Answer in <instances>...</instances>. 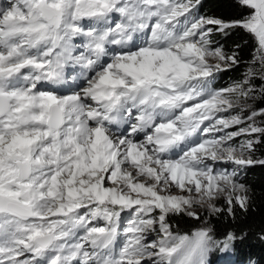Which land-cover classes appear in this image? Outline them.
Returning <instances> with one entry per match:
<instances>
[{
    "label": "rangeland",
    "instance_id": "1",
    "mask_svg": "<svg viewBox=\"0 0 264 264\" xmlns=\"http://www.w3.org/2000/svg\"><path fill=\"white\" fill-rule=\"evenodd\" d=\"M244 3L254 9L253 17L243 26L257 42L255 61L242 82L223 90L209 91L207 100L202 95L206 87L217 81L221 72L230 68V65L225 64L222 53L209 47V36L219 23L199 16L191 36L177 38L172 41L175 43L173 46L166 43L171 41L169 39L174 32V28L168 25L172 20L175 23L181 15L196 13L199 6L197 2L31 0V5L25 12H18L16 20L24 23L23 27H18L23 29L21 35L25 34L22 41L29 38L34 41V36L41 35L44 38L50 35L58 44H66V37L76 29L80 30L79 37H69L67 44L72 53L79 51L77 68L84 74V78L78 83V97L84 96V103L83 108L77 112L85 116H67V108L42 98V94L39 95L40 99L37 97L32 101L26 100L22 111H16L21 119L28 117V121L22 122L23 125L31 127V122L36 119L49 125L50 109L57 108L67 118L65 123L64 117L65 126L59 131L49 126L52 133L51 144L48 143L50 147L46 144V134H32L33 141H42L31 156L33 160L23 159L24 155L20 151L25 147H15V153L11 155L15 158L10 155L0 156V161L4 162L2 167L0 165L1 173L9 174L0 186V201L19 204L39 217L30 223L8 215L10 221L20 223L19 229L23 231L20 237H15V241L27 245V256L23 258L25 264H212L205 262L206 246L209 245L205 225L189 239L171 235L165 220L172 212L182 211L196 215L245 201L246 193L241 180L245 168L253 163L248 153L260 134L264 133V110L256 108L252 85V81L257 80L264 87V0H244ZM42 5L52 8L57 16L53 20H45L41 13ZM15 6L13 9L17 7ZM173 6H178L179 9ZM161 9H165L168 15L160 12ZM12 13L0 17V43L11 38V29L9 35L5 36L3 33L7 31L5 23H10L8 19ZM127 27L142 28V35L134 39L133 47H129L131 40L122 46V42L115 43V39L106 37L111 30L122 31ZM143 44L145 45L142 46ZM13 47L16 54L20 53L19 46L16 47L14 42ZM55 48L58 50L59 47L56 45ZM125 48L129 50L123 52ZM2 51L3 55L6 54L5 58L8 57L9 51ZM2 51L0 57L3 56ZM7 63L9 62H4V65L12 67L10 72L17 70V66H8ZM35 64L38 69L43 68L41 61H36ZM78 69L71 68L65 73L72 78ZM25 71L28 74H21V77L27 79L28 84H37V87L27 85V88L40 89L43 85H48L46 81L35 80L29 70ZM109 71L117 82L107 77L111 87L103 88L105 95L101 99L94 98L95 94L91 93L102 89L100 83L104 76H109ZM59 78L50 82L53 87H56ZM18 85L19 81L15 86L9 87V92ZM137 90H142L143 93L140 100L138 96L141 93ZM45 92L47 93L43 94L60 99L69 97L66 91L63 94H57L55 90ZM114 95L116 100L112 99ZM148 97L155 102L150 103ZM88 98L93 99L94 104ZM110 101L114 105L137 108L135 114L140 123L148 119V114L158 105H162L161 114L171 109V114L177 115L161 117L155 110V118L166 120L163 121L164 125L156 128L154 136L148 132H134V136L141 139L137 143L148 142L146 151L151 155V162L145 167L140 168L132 158L126 164L127 170L120 173L112 162L117 159L116 150L108 158L99 159L92 155L95 138L91 131L99 127L105 130L107 127L89 122L97 116L105 115L108 110L114 112L116 109ZM145 101L149 102V109L144 107ZM93 107H98L99 110L89 115V109ZM42 108L44 113H40ZM139 118L142 119L139 121ZM68 122L71 123L70 128L76 130L70 140L66 139ZM84 126L90 129V133L85 131L87 139L81 132ZM134 126V123H130L122 130L116 139L118 144L129 140L128 135L134 130ZM155 135L159 136L155 139ZM21 141L27 142L30 139H8L0 143V148L2 149V145L11 146ZM64 142H69L68 149H65ZM163 143L164 146H169L160 147ZM77 146L83 151L78 155L79 160L74 162L67 158L62 161V157H66ZM47 148L52 152L48 154ZM101 149L103 150L98 147L97 151L102 153ZM84 155L91 162L83 158ZM19 162L32 167V176L26 182H20ZM49 163L50 172L52 175H59L60 181L57 185L49 181L48 187L44 186L45 179L42 178L47 171L41 175L39 170L45 169L43 166ZM13 165L14 172L11 170ZM70 165L73 167L68 169ZM99 167L104 168V172L94 170ZM120 176L123 177L122 182L118 180ZM32 182L36 184L34 191L29 188ZM54 186L55 192L52 190ZM58 192L63 194L60 196L62 200L58 198L56 208L53 211L42 209L45 204L53 203L46 196L53 193L58 195ZM27 193L31 194L32 202L24 198ZM40 194L44 197H40ZM4 209L9 212L7 208ZM93 210H98L105 223L101 224L100 220H96V226L107 227L106 231L110 233L102 241L103 244L111 242L106 251V248L98 246L100 239L94 237H100L96 232L97 227H89L87 224L95 219L89 216ZM51 214L57 216L44 219ZM124 221L128 223L126 232L129 237L120 242L119 234ZM25 224L28 226L27 230ZM46 235H52L53 242L48 248H43L36 243V238ZM64 238L69 240L64 241Z\"/></svg>",
    "mask_w": 264,
    "mask_h": 264
},
{
    "label": "bare ground",
    "instance_id": "2",
    "mask_svg": "<svg viewBox=\"0 0 264 264\" xmlns=\"http://www.w3.org/2000/svg\"><path fill=\"white\" fill-rule=\"evenodd\" d=\"M29 5H31V0H0V17L1 16L4 17L8 15L9 12H13L8 19V22L10 23H5V25L7 24L6 25L7 31L4 32L3 35L5 36L9 35L11 28H18L24 26L23 22H19L16 19L19 16L18 12H25ZM13 6H15L16 8L13 9ZM80 34L81 31L76 29L72 35L66 37V44H58L57 42H55L56 40L54 39V37L50 35H46V37H44L47 38L48 40L44 39L41 35H38V36H34L35 38L34 41L31 40L30 38L22 41L21 38L24 37L25 34L21 35V33H12L11 38H7L6 42L0 43V49L9 51L8 57L5 58L6 54L0 57L1 58L0 59V89L6 87L7 82L11 83L10 85L11 87L13 86L12 84L14 83V81L17 82L19 81V85L16 88L11 89L10 91L11 96L14 99L15 105L17 106V110H15L13 113L11 112L8 115L10 117L7 118L6 120L0 121V143L2 144L6 142V140L8 139L12 140L14 138L22 139L23 137H27V139H30V141L27 142L21 141L18 144L11 146L2 145L1 146L2 149L0 148V156H8V155L11 156L12 153L13 154L15 153V147H20L21 149L25 147L26 149L20 151V154L24 155L23 159L33 160L31 156L34 154L33 153L34 151L36 152L37 148L39 147L42 141L40 139H36L33 141L32 136L34 135L37 136L40 133H41L40 135L46 134L45 136L47 138L46 144L50 147L48 143L51 144L52 133L47 123L36 119L35 121L31 122V127H27L23 125V123L21 122L22 119L16 115V111H18V109H21L22 111V109L25 107L26 100L32 101L37 97H38L37 99H40L39 95L42 94V98L44 97L50 102L60 103L65 108H67L66 109L67 116H72V117H74V115L77 117L85 116V114L77 112L78 109L83 108L82 104L84 103V100L82 99L84 96L78 97V94L80 92V90H78V83L82 81V79L84 78V74L82 71L78 70L72 77V81H69L65 73L68 69L71 68L78 69L77 54L79 53V51L72 53L71 47L67 44V41L69 40L68 39L69 37L78 38ZM140 35H142V28L127 27L125 28V30L122 31L111 30L107 33L106 37L108 39L109 38L115 39V43H118L120 41L123 43L122 46H125L128 42H130L129 40H131L132 42L137 36ZM13 42L16 44V47L19 46L18 51H20V53L18 54L15 53ZM56 45L59 47L58 50L55 48ZM144 45L145 44H143L142 46ZM72 47H75V45H72ZM35 61H41L43 64V68L38 69L35 66ZM4 62H9L7 63L8 66H17V70L10 72L12 70V67H6L4 65ZM25 70H29V72L31 73V75L34 77L35 80L46 81L48 85H43L40 89L27 88L28 80L21 77V74ZM7 72L8 73L10 72L9 75ZM109 72H110L109 76L108 75L104 76L105 74H103L104 78L100 83L101 84L100 89L101 88L102 89L97 92L91 93V94H95L94 98L101 99V96L105 95L103 88L106 86L111 87L110 81L108 80L107 77L112 79L113 82H117L115 81V78L111 76V71ZM57 78H59L60 81L57 82L56 87H53V85H51L50 82L54 81V79L57 81ZM39 90H41V93H38L40 92ZM46 90H55L57 91V94L60 93L63 94V92L66 91L67 92L66 95H69V97L60 99L50 94L48 95L43 94V93H47L45 92ZM148 100L150 103L155 102L151 100L149 97ZM88 101L91 104H94L93 99L91 100L88 98ZM149 102H146V105H148ZM161 107L162 106H158L157 110ZM98 110H99L98 107H93L89 109V115L98 112ZM40 113H44V108L41 109ZM135 113H137V108H132L130 105L129 106L123 105V106H118L114 112L108 110V112L105 115L97 116L96 118H93L92 121L90 120L89 122L91 124H98L107 127L105 130L99 127L97 129L94 128L93 131H91L93 132L91 134L92 135L94 134V138H95L94 147L93 149L91 148L92 155H94L99 159L108 158L116 150L117 159L115 160V162L114 161L112 162L114 166L118 167V171L120 173L122 170L124 171L127 170L126 164L132 158L134 163H137L141 166L140 168L145 167L146 164L151 162L150 161L151 155L146 151L148 142L142 141L140 143H137V141L141 139L134 136V132L136 131H140V133L148 132L154 136L155 131H157L156 128L161 125H164L163 121L166 120L165 118L162 119L155 118L154 117L155 110H153V112L148 114V120L144 121L143 123H140L137 122L138 117ZM68 121L73 123L71 120ZM69 122L67 123L68 128L66 130L67 140L72 139L76 131L73 130V128H70L71 123ZM107 122L110 123L107 125ZM130 123H134L135 126H134V130H132L130 135H128L129 140H126L118 144L116 140L117 136L121 134L122 130L127 126H129ZM171 123L172 122H170V124ZM83 128L84 129H82L81 132L84 133L87 139L88 138L87 132L90 133V129L86 128L85 126ZM76 136H78V134ZM157 136L159 135H155V139L157 138ZM86 139H85V145L87 143ZM67 143L69 142H64L63 144L65 146V149H68V147L70 146ZM164 144L165 143H163L162 146L160 147L166 148L169 146V145L164 146ZM98 147L103 148V150L101 149L103 151L102 153L101 152L99 153L97 151ZM17 151L19 150L17 149ZM75 151H77V153ZM46 152L49 154L50 152H52V150L47 148ZM82 152H83L82 148L80 146H77V148L74 151L71 150L66 157H62V161H64L63 159L70 158L71 161L74 160V162H76V160H79L78 155L80 156ZM84 156L85 157L83 156L82 157L90 161V159L87 158L86 155ZM11 157L15 158V156H11ZM1 162L2 161H0V163ZM3 164L4 162L0 164L1 167L3 166ZM50 164L51 163L44 165L43 167L45 169L39 170V173L41 175H43L47 171L46 176H42V178L45 179L44 186H48V187L50 186V184H48L49 181L54 182L55 185H57L58 181H60L59 175L57 174L52 175V173L50 172ZM72 167L73 165H70L68 169H71ZM66 169L67 168H65V170ZM94 170H96V172L98 173H101L104 170V168L99 167L98 169L95 168ZM8 177H9L8 173L2 175L0 168V186L3 185L2 183H4V181ZM122 178L123 177L121 176L119 177L118 179L119 182H122L121 181L123 180ZM48 187L46 189H48ZM29 188L34 191L36 189V184L32 182ZM52 190H54V192L56 191L55 186ZM61 194L63 193L61 192ZM61 194L58 192V195L53 193L51 196H46V199L51 200L53 203L45 204L42 207V209L53 211V209L56 208V203L58 198L62 196ZM39 196L44 197V195L41 194ZM24 198L27 199L29 202H32V197L30 193H27ZM7 204H11L15 207H22L21 205L13 202L6 203L0 201V211L7 212L6 209H4V208H7V210L9 209ZM8 211L11 212L10 210ZM56 216L57 214H51L50 216H47L44 219L45 220H47L48 218L52 219L55 218ZM19 226L20 223H15L13 221H10L7 216L0 215V233H1L0 248L2 247L0 249V259H3L2 263L0 264H23L25 262L23 258L27 256L26 253L27 245H25L23 242L17 243L14 241L15 237L17 236L20 237L21 232H23L21 231V229H19ZM27 228L28 226L26 225L25 229L27 230ZM3 240H6L8 242H3ZM68 240L69 239L64 238V241H68ZM43 243L45 242H42L41 244ZM82 253L84 255L86 254L84 252Z\"/></svg>",
    "mask_w": 264,
    "mask_h": 264
},
{
    "label": "trees",
    "instance_id": "3",
    "mask_svg": "<svg viewBox=\"0 0 264 264\" xmlns=\"http://www.w3.org/2000/svg\"><path fill=\"white\" fill-rule=\"evenodd\" d=\"M197 2L200 15L219 23L210 34L211 49L219 50L230 68L221 72L214 86L223 90L242 82L255 61L257 42L243 24L254 15L244 0H188ZM252 81L255 105L264 110V87ZM252 164L245 168L241 184L242 204L191 214L172 212L165 223L173 236L193 238L204 225L211 261L234 260L237 264H264V133L248 153Z\"/></svg>",
    "mask_w": 264,
    "mask_h": 264
},
{
    "label": "water",
    "instance_id": "4",
    "mask_svg": "<svg viewBox=\"0 0 264 264\" xmlns=\"http://www.w3.org/2000/svg\"><path fill=\"white\" fill-rule=\"evenodd\" d=\"M46 11V14L48 15V16H51V14L47 11V10H45ZM52 16H54V14H52ZM51 122H52V125H53V127L55 128V129H58L59 127H60V125H61V123H62V114H61V111L60 110H58L57 108L55 109L54 108V112H53V117H52V120H51ZM25 176L27 177V173L25 174ZM8 207H9V209L8 210H10L11 212H9V213H12V212H14V213H12V214H15V215H17V216H21L22 215V213H23V210H22V207H15V206H11V204H8ZM14 209H13V208ZM44 244V243H43Z\"/></svg>",
    "mask_w": 264,
    "mask_h": 264
}]
</instances>
